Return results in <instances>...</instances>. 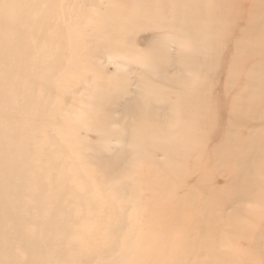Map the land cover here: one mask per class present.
Masks as SVG:
<instances>
[{
    "label": "rangeland",
    "instance_id": "374dc122",
    "mask_svg": "<svg viewBox=\"0 0 264 264\" xmlns=\"http://www.w3.org/2000/svg\"><path fill=\"white\" fill-rule=\"evenodd\" d=\"M81 1V12L90 20L102 22L111 16L117 23L116 27L104 25L103 35L91 28L84 30L85 38L97 35L103 44L108 41L117 46L118 54L104 59L93 55L104 51L94 53L82 47L86 52L82 54L90 59L86 69L82 68L83 79L57 91L65 103L59 116L61 124L53 125L49 119L46 128L34 133L46 140L44 144L57 141L63 154L78 160L80 169L78 174L48 171L39 178L52 189L59 182L66 183L73 195L79 192L94 201L84 207L68 206L77 224L68 222L74 233L66 237L68 247L64 248L77 245L80 249L90 237L97 245L99 240H108L106 235H119L123 229L121 252L109 250L90 260L78 259L80 254L71 258L78 259L79 264H212L211 253L216 252L225 264L231 259L232 264H264V54L246 47L264 20V0H208L217 9L206 11L213 16L212 25L205 26L197 39L201 48L209 50L204 57L199 53L194 62L181 59V53L174 55L177 47L164 39L167 21L174 22L175 12L169 8L178 7L180 0H168L165 12L163 7L158 9L155 22H148L153 31L135 28L140 23L131 19L130 8L123 12L120 0ZM110 9L118 10L117 14H111ZM124 13L127 30L122 27ZM122 36L129 38L122 42ZM163 39L170 45L168 53L153 55ZM132 57L148 67L129 65L127 59ZM187 80L193 85L182 91L181 84ZM125 87L130 95H124L123 100L129 96L132 103L139 102L134 117L114 108L116 96ZM80 103H87L86 111L78 108ZM153 114L161 118L156 120ZM129 120L133 128L127 125ZM159 123L162 127L158 131ZM75 128L72 134L60 133ZM133 129L137 131V145L121 146L118 139H127ZM167 130H173L171 136ZM108 131L123 135H108ZM108 141L110 145L105 143ZM105 146L112 148L107 152L111 158L95 156ZM52 147L50 144L48 148ZM104 151L99 155L108 156ZM123 157L126 161L119 170H100L101 160ZM85 178L95 191L85 190ZM111 178L116 185H122L117 179L128 182L133 198L116 205L129 213V220L123 225L110 222L112 227L106 229L100 227L101 211L109 207L104 202L111 204V192L105 183L95 184ZM34 181L39 179L28 184L34 185ZM21 183L11 185L21 191ZM31 199L23 197L15 208L24 215L20 222L29 221L26 215ZM93 207L97 217L85 218L86 214L92 217ZM45 264L61 263L49 260Z\"/></svg>",
    "mask_w": 264,
    "mask_h": 264
},
{
    "label": "bare ground",
    "instance_id": "6f19581e",
    "mask_svg": "<svg viewBox=\"0 0 264 264\" xmlns=\"http://www.w3.org/2000/svg\"><path fill=\"white\" fill-rule=\"evenodd\" d=\"M130 1L120 0L123 12L126 13V10L130 8L131 19L134 21L137 19L140 23L135 28L145 29L147 27L151 31L154 30V27L149 26L148 22H155L154 19L159 13L158 9L163 7L165 12L168 4V0ZM81 2V0H0V264H45L49 260L52 262L57 260L61 264H79L77 260L80 257H87L90 260L95 255L101 257L104 252L107 253L109 250L118 253L120 251L118 248L122 246L120 237L124 230L120 229L119 235H106L108 240H99L97 245L93 243L95 238L90 237L86 239V244L83 243L80 249L77 248V245L64 248V246L68 247L65 245L66 237L74 233L68 222L73 220L77 224V218L71 213L68 206L84 207L87 206V203L93 204L94 201L79 192L73 195L71 186L66 183L59 182L52 189L47 181H42L39 178L40 175L48 171L75 172L77 174L80 171L78 160L69 153H65L68 155L63 154L57 141L53 139L49 145L48 143L44 144L46 140L43 137L39 138L34 133H37L39 129L46 128V122L49 119L54 121L53 125L61 124L59 116L60 111L65 109V103L60 101L61 97L57 96V91L69 82L83 79L82 68L86 67L85 64L90 59L82 54L86 53L82 47L84 49L91 48L94 53L100 52V50L104 51L105 53L93 54L91 50H88L89 53L91 51L90 55L104 57V59H113L118 54L117 46L111 45L108 41L103 44L99 38H96L97 35L90 39L85 38L87 32L84 30L91 28L97 33L99 31V35H103L104 25L116 27L117 23L111 16L106 21H102L103 23L90 20L89 16L82 14L81 10L84 8L80 6ZM209 8L217 9V5H211L208 0H197L194 3L187 0H184L183 3V0H180L179 6L175 9L170 6L169 9L175 12L174 22L167 21L164 39H167L172 47H177L174 55L181 53L183 56L181 59L190 62H194L199 53H202L203 57L205 56L209 48H201V43L197 38L199 33L202 36L205 26L212 25L213 20L210 19L213 16L206 14ZM188 9L190 12L187 11ZM117 12L118 10L110 9V13L113 15ZM125 13L123 14L122 27L127 30ZM259 25L257 34L251 35L246 47L255 48L259 54H264V20ZM125 38H129V36H122V42L125 41ZM164 39L159 41L157 48L152 51L153 55L161 56L165 52L168 53L170 45L168 46ZM122 42L121 44H123ZM160 47L162 48L159 49ZM107 48L116 52L106 51ZM190 50L193 52L192 56ZM127 61L129 65L146 66L136 57L127 59ZM262 61L261 71L264 74V60ZM260 75L261 73L257 74V76ZM126 82L127 80L124 85ZM183 82L181 84L182 91L193 85L192 80ZM84 83L85 80L81 85ZM101 90L103 89H100V92ZM120 91L121 93L114 100V108L119 109L118 113L122 112L134 117V110L139 102H131L132 99L128 96L130 91L127 87ZM126 94H128V99L123 100ZM78 108H83V111H86L87 103L85 105L80 103ZM75 114L74 112L71 115ZM151 116L156 120L161 118L159 114ZM171 120L175 121L173 117ZM144 121L143 119L141 122ZM160 124L157 125L158 131L162 127ZM127 125H132V120H129ZM75 130L76 128L70 131L63 129L60 133L72 134ZM108 132V135H123L118 131ZM166 132L171 136L173 130ZM135 140H137V131L133 129L127 135V139H118V143H121V146L124 143H131V146L134 147L137 145ZM105 143L110 145L109 141ZM50 144L51 147L53 145L52 149L48 148ZM46 145L48 146L46 147ZM105 147L106 149L103 148V150L108 156L99 155L103 150L95 156L111 158L112 154L107 152H111L112 148ZM123 156L126 155L123 154ZM125 161V157L117 160L103 159L98 164L101 171L110 172L119 170L120 165ZM14 176L21 178L17 179ZM34 179H39V182L34 181V185H29L28 183ZM113 180L114 178H111L95 184L105 183L104 185L109 186L107 191L111 192V199H109L111 204L104 202L109 207H105L101 211L103 216L100 219V227L106 229L112 227L110 222L123 225L125 221L129 220V213H125L123 209L118 208L119 206L116 208V205L121 201H129L133 198V188L128 185V182L117 179V182L122 185H116ZM17 181L22 182L21 191L17 188L18 186L11 185ZM82 185L88 193L90 190L95 191L93 185H89L86 178L82 179ZM75 191L78 190L75 188ZM134 194L136 195V193ZM25 196L32 198L27 206L26 216L29 221L20 222L19 217L24 215H19L15 208L23 202ZM95 210L96 208L93 213H90L92 217H88L89 214H86L85 218H96ZM106 214L110 216L107 217ZM10 221H12L11 224H9ZM31 225H35L36 228L32 229ZM195 247L199 249L198 245ZM206 251L211 253L207 248ZM78 254H80L78 259L71 258L72 255L77 256ZM211 254L212 264H225V260L218 257L219 254L216 252ZM232 262V259L231 261L227 260L226 264H232Z\"/></svg>",
    "mask_w": 264,
    "mask_h": 264
}]
</instances>
